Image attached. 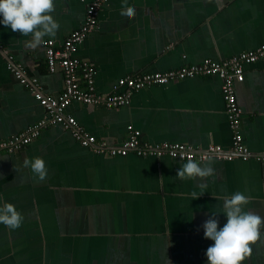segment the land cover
<instances>
[{
  "label": "crops",
  "instance_id": "crops-1",
  "mask_svg": "<svg viewBox=\"0 0 264 264\" xmlns=\"http://www.w3.org/2000/svg\"><path fill=\"white\" fill-rule=\"evenodd\" d=\"M86 6L55 0L60 26L43 42L62 46L83 26ZM30 38L0 25V141L49 119L32 85L10 72L11 62L45 96L59 99L65 91L63 72L49 71L43 42L29 48ZM263 45L264 0H110L75 57L94 67L95 92L107 95L126 77L226 60ZM221 85L218 77H196L144 88L121 107L74 101L65 114L110 146H121L131 126L151 144L199 151L220 146L228 154L233 131ZM235 88L244 145L254 157L264 155V56L246 65L245 80ZM72 133L49 125L21 151L0 153V203H12L23 215L16 229L0 224V264H206L212 241L204 238L202 224L211 212L225 222L219 213L225 198L241 191L248 197L244 209L264 217V163L256 158L213 157L204 162L213 175L181 178L176 172L185 161L112 157L82 146ZM37 156L46 164L43 178L23 163ZM244 264H264V234Z\"/></svg>",
  "mask_w": 264,
  "mask_h": 264
},
{
  "label": "built area",
  "instance_id": "built-area-1",
  "mask_svg": "<svg viewBox=\"0 0 264 264\" xmlns=\"http://www.w3.org/2000/svg\"><path fill=\"white\" fill-rule=\"evenodd\" d=\"M86 2V15L83 26L72 32L62 46H57L54 41L46 40L43 47L46 50V62L50 72L61 70L65 76V91L59 99L45 96L25 74L23 68L11 62L8 69L14 77L24 85H32L31 91L49 112V119L42 120L26 128L21 134L0 141V153L13 154L21 151L35 139L42 129L49 125L59 124L65 129H71L74 138L84 147L97 152L116 156H127L131 153L140 157L168 156L180 161L189 158L205 162L210 158L232 160L234 156H241L244 160L256 158L264 163V155L256 157L244 145L242 135L243 111L237 102L236 83L245 80V67L255 63L264 56V45L256 50L240 53L229 59L215 61L207 59L200 64L190 65L178 70L165 73L147 72L119 80L112 94L98 95L95 92V69L88 62H83L75 57L80 44L98 28L100 11L104 4L110 0H80ZM196 77H218L222 81L221 91L226 106L229 123L233 131V142L230 153L223 152L220 146H210L205 151H199L186 144L163 142L151 144L142 139V133L128 127L129 138L121 146H110L105 142H98L79 127L76 119L65 114V109L74 101L92 106L121 107L130 103L132 93L155 85H167L171 82L183 81ZM84 82V87L82 86ZM123 89L122 92L120 90Z\"/></svg>",
  "mask_w": 264,
  "mask_h": 264
},
{
  "label": "clouds",
  "instance_id": "clouds-1",
  "mask_svg": "<svg viewBox=\"0 0 264 264\" xmlns=\"http://www.w3.org/2000/svg\"><path fill=\"white\" fill-rule=\"evenodd\" d=\"M55 0H0V25L10 28L21 35H29L25 46L37 48L45 36L54 37L59 29V23L54 18ZM126 15L131 16L129 9ZM39 178L46 174V164L42 157L25 158L23 161ZM214 168L209 163L197 159H187L177 169L176 175L181 178H205L214 174ZM202 181L198 187H204ZM204 193V192H202ZM201 193V194H202ZM200 194V195H201ZM192 196L197 198L196 193ZM248 197L241 191H235L225 198L222 211L226 217L220 225L217 213L211 212L202 224L203 235L212 243L206 248V264H244L252 252V244L264 234V217L245 210ZM23 221L22 213L9 202L0 203V224L11 229L20 227Z\"/></svg>",
  "mask_w": 264,
  "mask_h": 264
}]
</instances>
